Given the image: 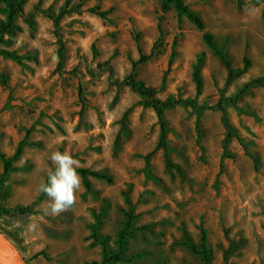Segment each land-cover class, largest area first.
Listing matches in <instances>:
<instances>
[{
	"label": "rangeland",
	"instance_id": "1",
	"mask_svg": "<svg viewBox=\"0 0 264 264\" xmlns=\"http://www.w3.org/2000/svg\"><path fill=\"white\" fill-rule=\"evenodd\" d=\"M183 1L202 30L163 0H25L1 36L19 60L0 54V155L12 167L0 207L31 212L0 211V231L27 264L102 263L128 213L124 260L107 264H204L185 245L202 230L211 264H264V0ZM132 71L161 101L192 103L165 111L167 157L155 111L123 84ZM56 151L112 181L89 178L86 190L80 177L75 204L45 216L39 186Z\"/></svg>",
	"mask_w": 264,
	"mask_h": 264
},
{
	"label": "trees",
	"instance_id": "2",
	"mask_svg": "<svg viewBox=\"0 0 264 264\" xmlns=\"http://www.w3.org/2000/svg\"><path fill=\"white\" fill-rule=\"evenodd\" d=\"M236 1L240 2V0H236ZM24 2L25 0H0V3L5 4V7H6V10H5L6 20L0 24V42H1V36L3 34H10L18 29L17 25L15 24V19L17 16H23L22 8H23ZM168 4H171L174 7L178 15L180 16L183 15L190 22H192L198 30L203 29L202 20L196 14L190 11L188 5H186L183 0H163L162 7L165 8ZM90 12L92 14L99 16L100 18L106 19L107 16L112 12V9H109L103 12L92 9ZM61 15L62 13H60L58 17L54 19L55 22L58 21V18ZM202 38L205 44H207V46L210 47L215 52V54L220 58L223 64L227 67L228 72H229V77H228V82H229L231 78L233 77V71L230 68L229 62L226 60L222 52L215 49L213 45L212 37L208 33H204ZM0 54L10 59L16 60V61L19 60L18 57H16L12 53L0 51ZM202 58H203V54L198 56L197 63L195 64L193 68V74H192L197 93L200 92L201 86H202L201 78L199 76V67L202 62ZM60 59H61L60 64H62L63 62L62 56L60 57ZM144 60L145 58L142 57L139 60V62H143ZM134 68H135V65L133 66V69ZM0 77L3 81L4 80L3 76L0 75ZM123 84L128 86L133 92L137 93L143 99V105L145 107L152 108L155 111L159 124H160V132H161L159 146L164 149L165 155L167 157V143H166L167 128H166V122L164 120L165 111L178 104L191 105L192 103H184V102L182 103L181 100L175 101L173 99H167L165 101H161L160 99L156 97L157 91L153 88L147 87L143 82L137 80L133 71L124 79ZM79 94L81 96L82 94L81 90H79ZM20 152H21V148H18L14 158H17ZM225 156L226 155L224 154V157ZM0 160L3 163V176L0 179V186H1V183L4 181V178L11 172L12 167H11V160L5 159L3 155H0ZM76 171L82 178V182L86 190H90L89 178H96V179L104 180L109 183L112 181L109 175L102 174L99 172L89 171L88 169H83V168H77ZM0 211H2L5 214L16 213V214L24 215V214L31 212V206L15 207L11 209H4L0 207ZM126 218L127 220L125 222L124 231L118 235V238H119L118 244H119L120 250L118 251V253H109L108 255L107 254L104 255L103 261L100 264H107L110 261L124 260L122 252L125 246V236L126 234H128V231L132 228V224H133L132 222H133L134 216L131 213H128L126 214ZM98 225L99 223H96V225L92 227L91 237L94 239L95 242H99V243L102 242L103 244H105L104 241H100V237L97 233ZM185 245L188 247V249L191 252L199 255L202 261L204 262V264H211V256H210V252L207 246L206 233L204 230L201 231V240L198 245H195L193 243H185ZM41 255H43V253ZM37 256L39 255H36L35 257ZM91 264H98V263L93 262Z\"/></svg>",
	"mask_w": 264,
	"mask_h": 264
},
{
	"label": "clouds",
	"instance_id": "3",
	"mask_svg": "<svg viewBox=\"0 0 264 264\" xmlns=\"http://www.w3.org/2000/svg\"><path fill=\"white\" fill-rule=\"evenodd\" d=\"M55 166L54 171L50 170L46 183L39 186V191L48 196L45 202L44 215L56 216L67 211L76 202V192L81 186V179L76 168L79 161L73 159L67 152H53L49 157ZM38 225L29 222L27 229L30 232L36 231Z\"/></svg>",
	"mask_w": 264,
	"mask_h": 264
},
{
	"label": "water",
	"instance_id": "4",
	"mask_svg": "<svg viewBox=\"0 0 264 264\" xmlns=\"http://www.w3.org/2000/svg\"><path fill=\"white\" fill-rule=\"evenodd\" d=\"M0 264H27L26 259L0 231Z\"/></svg>",
	"mask_w": 264,
	"mask_h": 264
}]
</instances>
